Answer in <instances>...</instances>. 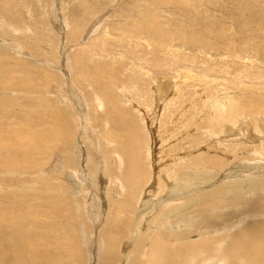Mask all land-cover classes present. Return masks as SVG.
<instances>
[{
  "label": "bare ground",
  "instance_id": "6f19581e",
  "mask_svg": "<svg viewBox=\"0 0 264 264\" xmlns=\"http://www.w3.org/2000/svg\"><path fill=\"white\" fill-rule=\"evenodd\" d=\"M168 1L171 5H168V3H166L167 1L162 2V0H139L137 4L140 2L138 5V12L140 14V18H138L140 20L136 23L137 25L132 24L126 27V31L135 30L138 33L141 32L142 35L151 36L152 38H148L149 40L147 41H155L153 44L159 46H162L165 42L166 36L174 34L177 40L228 51L231 49L230 43L223 45L220 38H214L212 36V31L220 25L221 19H225L226 17L228 19L223 21H230L232 23L236 20L235 18H237L238 15H242V12L248 18L254 19L253 16H255L256 19L264 23V0H261L260 3H254L252 2L253 0H243L245 3L242 4L240 2V4L243 5L240 9L235 6L239 1L235 3V0ZM158 7L170 10L171 18H169L168 21L166 20V27L168 25V29H164L166 31L162 30L163 27L161 26L159 18L156 19L159 13L157 12ZM175 13L182 18L175 17ZM194 25L198 26V29L192 28ZM125 26L122 25V27ZM131 26L136 28L131 29L133 28ZM162 33H165V36L162 35ZM225 38L228 37L226 36ZM168 40L169 38H167V41ZM93 50H91V52H93ZM183 50H185V48ZM81 51L82 50H80V52ZM211 51L213 50L211 49ZM77 53L78 54L72 57L71 61L77 65L80 73H83L82 76L88 79V81L86 79L87 82L92 81L94 83L93 87H95V92L93 91V93H95L96 96L89 95L91 98L94 97L97 99V105L95 104V107L101 109L102 113L104 111L105 117H111L110 119L113 120V124L118 130H126L124 132L126 135L124 134L125 137L121 142L118 141L121 139L120 137H118V140L114 139L117 141L114 145L116 144L121 152L119 156L123 157V160L126 161L125 163L118 157L119 166L126 167L123 176L118 175L119 179L121 178V187L119 183L116 182L123 199H120V201L118 200L119 202L114 201V203L112 202L113 204H111L110 200L113 199H110V196V198L106 197L110 201L106 203V207L109 208V211L104 214L106 215L105 220H100V222L102 221L100 226L92 219L95 225V234L93 235L91 233L90 222L87 221L89 219L87 218V213L89 214L93 211L92 207L94 205L92 206V203L95 200L94 195L96 194L92 185L96 184L94 180L98 178L97 176L100 175L99 177L101 180L102 177L104 178L105 173L103 176L100 173L103 171V168L105 170L104 161H106V159L103 160V155L102 157L97 155L99 152L98 148L100 149V147L93 145L90 139L88 140L91 145V150L87 147L86 138L83 139V141L73 140L71 135V129L73 127L71 117L74 107L79 110L85 108L87 114H90V122L96 123L99 116L97 117L94 115L95 107L91 106V101L89 102L90 99H86L85 106L80 100L81 104L79 105L80 95L79 93H75L74 95H76L78 100L76 101L74 99L75 105H73L72 101H69L71 99L73 100V98L70 97L69 100L60 101L57 106H52L51 112H38V109L42 108V105H38L39 103L36 101L39 100V93H41L39 92L40 88L37 86L39 82L26 84V81L22 80L20 82L21 86L25 88L23 89L20 85L17 87L14 84L16 81L12 79L8 81L10 79L7 77L14 72H19L24 78L28 77L26 74L32 73L30 66L27 67L26 64L20 63H4L5 61L0 60V88H4L1 86L5 83V88H8L6 90H9V92L11 91L12 95L18 90L32 93L25 104H19L15 98L14 101L16 100V102H13L14 104H8L3 109L4 112H2V116H0V122H4V126L0 127V175L6 180V183H8L4 190L0 185V264H119V262H121L120 260H122V258H118V253L121 249L120 242L124 238L123 235L127 234L122 235L118 226L120 223L123 224L126 220L128 221L131 219L126 215L125 217L122 216V213L123 210H128L127 208L130 207L129 203H132L136 199L142 182L147 180L148 176L146 170L141 167L137 156V137L134 134L135 131L133 132V128L135 130V125L130 124L128 118L126 120L127 115H125V118L122 117L125 111H120L116 106V108L113 106L117 103V99H115V103L113 102L114 104L112 105L115 91H111L110 84L116 79L117 74H115V70H113L110 65L99 67L100 64L96 65L92 63L93 65H91L90 62L86 63L79 57V51ZM172 56L171 59H173ZM164 59H167V57ZM143 61L148 64L151 63L150 60ZM157 62L159 66H161L164 61ZM245 76L248 75L245 74ZM155 77L157 80L156 97L161 98L163 94L162 91L168 87V81L163 80L161 82L159 81L160 78L157 79V76ZM217 79L219 78L217 77ZM214 92H216V90H214ZM89 95H86L84 99L88 98ZM123 107L125 106L123 105ZM241 107L244 108L245 105ZM45 108H47V106H45ZM45 108L44 110H46ZM230 108L232 107L230 106L229 109ZM78 109L77 111H79ZM230 113L233 117L234 115H249L253 117V120H255L254 118L258 117V115L264 118L262 114H253L240 107H235L233 111L231 109ZM78 116L82 118L81 115ZM18 117L20 119L17 120L16 118ZM249 121L251 122L252 120ZM82 123L84 124L83 121H81V124ZM84 126L87 125L85 124ZM84 126L81 128L83 129ZM92 126L96 129V133L98 132L99 137H106V139H108L107 133H101L103 132L101 129V132H99V129L95 127L94 124ZM242 126L243 125H241V127ZM253 126H255V124ZM230 127L233 128V126ZM232 128H230L231 132ZM247 129L250 130V128ZM228 130L229 128L226 129V131ZM259 130L260 132H264L263 128ZM226 131L225 133H230V131ZM245 131L247 130L243 132L245 137L243 135L241 137L240 135L241 138L239 137V139H242V142L246 143H244V145L241 143L232 148L244 150L246 148L244 147L245 145L251 147V145L255 144V150L253 149L251 152L248 151L252 153V155L250 153V156L245 155L246 162H239L225 173L217 174L220 169L222 171V168L226 164V161L223 160L224 158H218L215 157V155H205V153L194 158H185L186 160H182L181 158L173 169L176 170L181 168V170H183L182 168L184 167L187 170L178 173L174 181L167 184L166 187L163 185L164 187L162 189L164 195L162 197L158 196V198H155L153 197L154 194H151L153 200H149V198H147L149 196L146 197L144 194L145 197L143 198L145 200L140 206V209L138 207V213H140L142 219L138 214L135 221L134 218H132L133 221L131 220L132 225L129 227L130 236L128 235L130 240H127L125 243V248L128 250H126L127 253H124L123 260L125 262H121V264H264V140H258L259 138L257 137L259 136L254 134V132L258 131L257 129L255 131V128L253 133ZM112 137L114 136L112 135ZM252 142L256 143L252 144ZM100 146L103 150V145L101 144ZM52 149L67 153V165L65 169L62 165H56L54 168L50 167V169L44 170L49 167H47L46 162V160H49L46 159V157ZM108 151L109 150H105L103 152L104 158L108 156ZM149 155L150 154L146 157ZM151 164L153 163L151 162ZM207 166H211L213 169H206L205 167ZM196 167L199 170L196 171ZM108 168L106 169L109 172ZM79 172H81L85 178L82 184L88 188V191L85 189L83 190L81 188L82 185L81 187L79 186V181L77 184L74 181V179H77L76 175ZM5 173H11L13 175L17 173L19 176L15 177L11 176V174L10 176L6 174L8 175L6 176ZM61 177L63 180H60ZM169 177H165V184L168 183ZM91 180H93L94 183H92ZM25 184H28L27 189L25 188ZM103 187L104 186H102V189ZM159 189L152 190L154 193L157 192L158 194ZM142 192L143 191H141L140 194H142ZM102 194L104 195V193ZM157 194H155V196ZM243 196H245V198ZM87 199L90 202H87ZM80 201L84 203H79ZM161 207L163 210L160 209ZM231 208H236L237 210H235L234 213H227L228 209L232 211ZM131 210L130 212L132 213ZM133 210H135V208H133ZM158 210L159 214H157V216L156 214H154L155 217L150 216L151 213L153 214ZM123 214H125V212ZM101 215L103 214L101 213ZM85 217L87 219H85ZM145 217H149V224H153L150 225L151 228L142 230L143 227L141 228L140 221H145L143 219ZM68 220H70V222L66 223ZM242 220L247 221L248 225L243 229L239 228L235 232L234 228L237 229L239 226L238 224L242 223V226L245 225V222ZM96 221L98 220L96 219ZM128 222H130V220ZM125 225H127L125 231H128V224ZM121 227H123V225ZM139 227L141 229H139ZM224 230L226 232H223ZM120 236H123L121 240H119ZM125 238H127V236ZM91 242L94 245V254H89L90 250L88 244ZM87 259L88 261L86 263Z\"/></svg>",
  "mask_w": 264,
  "mask_h": 264
},
{
  "label": "rangeland",
  "instance_id": "374dc122",
  "mask_svg": "<svg viewBox=\"0 0 264 264\" xmlns=\"http://www.w3.org/2000/svg\"><path fill=\"white\" fill-rule=\"evenodd\" d=\"M138 1L139 0H0V60L5 61L4 63L10 64H26V66H30V70H32V73H30L31 75L28 73L26 74L28 77L24 78L19 72H14L7 76L10 80H6L11 81L12 79L13 81H16L14 84L17 87L18 85L21 86L20 81L22 80L26 81V84L38 81L39 83H37L39 85L37 86L40 88L39 92L41 93H39V100L36 101L39 103H37L38 105H42V108L38 109V112H51L52 106L55 107V105L57 106L60 101H64L66 99L69 100L70 97L73 98V100L71 99L69 101H72L73 105H75L74 99L78 101L76 95H74L75 93H79L80 95L78 102L79 105L81 104L80 100L84 105L86 99H90L89 102L91 101V106L95 107L97 105V99L94 98L96 95L93 93V91L95 92V87H93L94 83L92 81L87 82L88 79L86 78V81L85 77L82 76L83 73H80L77 65L71 61L72 57L75 54H78V51L80 54L79 57L84 62H90L91 65H93L92 63H95L96 65L100 64L99 67L110 65V67L115 70V74H117L116 79L113 80L114 82L112 81L110 84L111 91H115V94H113L112 105L115 103V99H117V103L113 106H116L120 111H125L124 114H122V117L125 118V115H127L126 120L128 118L130 124L135 125V130L133 128V132L135 131L134 134L137 137V156L141 167L146 170L148 176V179L142 182L136 199L132 203H129L130 207L127 208L128 210H123V213L125 212V214L122 213V216L125 217L126 215L131 219H129L130 222H128L129 220H126L123 224L120 223L121 225L119 224L118 226L122 235L127 234L123 235V239V236L119 237V240L122 239L120 242L121 246L119 245L121 249L119 247L120 251L118 253V258H122V260H120L121 262H125L123 260L124 253H127L126 250H128L125 248V243L127 240H130L129 227L132 225V218H134L135 221L137 219V215L139 214V217L142 219V216L138 213V211L145 200L143 198L145 197L144 194L146 197L149 196L147 197L149 200H153V197H162L164 195L162 188L173 182L178 173L183 170H187L184 167L182 168L183 170H181V168L176 170L173 169L181 158L182 160H186L185 158H194L196 156L203 155L204 153L205 155H215V157L224 158L223 160L226 161V164L222 168V171L220 169V172H217V174H223L235 164L239 162H246L247 160L245 155H252L250 152L256 148L254 144L256 142H252L254 145H251V147H247L245 145L244 147L246 148L244 150H240V148H234V150L232 148L233 146H238L241 143L243 145L246 143L242 142V139H239L240 135L242 137L244 130L253 133L255 128V131L256 129L258 131L254 132V134L259 136L257 137L259 138L258 140H264V132H260L259 130L261 128L264 129V118L262 116L258 115L259 118L256 117L254 118L255 120H253V117L249 115H234L233 117L230 113L231 109L233 111L235 107H240L253 114L259 113L264 115V23L256 19L255 16H253L254 19L248 18L241 11L242 15H238V19L235 18L236 20L232 23L230 21H223L228 19L226 17L225 19H221L222 21L220 25L212 31V36L214 38H220L223 45L230 43L231 49L228 51H222L214 47H204L195 43L193 44L177 40L175 39L174 34L166 36L169 40L167 41L166 38L162 46H159L157 44H153L155 41H147L149 40L148 38H152L151 36L148 37V35H142L141 32L138 33L135 30L126 31V27L136 24L140 20V14L138 12V5L140 2L137 4ZM162 2L168 3L169 1L162 0ZM240 2L242 4L245 3L243 0H235V3L237 4H235V6L239 7V9L243 6ZM252 2L260 3L261 0H253ZM168 5L171 4L168 3ZM166 9L167 8L164 9L159 7L157 9V12L159 13L156 19L159 18L161 21V26L163 27L162 30L168 29V25L166 27V20L168 21L169 18H171V14L169 12L170 10L167 9L166 11ZM174 15L178 18L181 17L176 13ZM133 16L135 18L137 17V20ZM122 25L127 26L122 27ZM134 28L136 27L131 29ZM192 28L198 29V26L194 25ZM164 34L165 33H162V35ZM226 36L228 38H225ZM123 41L125 45L123 44ZM182 45L185 50L188 51L183 50L184 48ZM191 45L194 46L192 47ZM211 49L215 51L213 52ZM80 50L83 52H80ZM91 50H93V52H91ZM171 56L173 59H171ZM166 57L168 60L164 59ZM143 60H150L151 63H145ZM157 61L164 62L161 66H159ZM245 74L248 76H245ZM155 76H157V79L160 78L159 81L161 82L163 80L168 81V87L162 91L163 94L161 92V98L156 97L157 80ZM217 77L219 79H217ZM207 80H210L211 82H208ZM1 87L4 88H0V116H2V112H4L3 109L8 104H14L13 102H16V100L19 104H25L27 99L30 98L29 96L32 95V93L24 90L15 91L12 95L11 91L9 92V90H6L8 88H5V83ZM21 87L23 88V86ZM214 90H216V92H214ZM89 94L94 97L91 98ZM86 95H89V97L84 99ZM15 98L16 100L14 101ZM118 104H121L122 106ZM123 105L125 107H123ZM242 105H245V107H241ZM45 106H47V108H45ZM230 106L232 108L229 109ZM44 108L46 110H44ZM77 109L78 108L74 107L73 115L71 117V123L73 126L71 129V135L73 140L83 141V139L86 138L87 147L91 150V145L88 140L90 139L93 145L100 147V149L98 148L99 152L97 151L98 154H96L100 157L103 155V160L106 159V161H104L106 171L103 168V173H100L102 176L105 173L104 178L102 177L101 180L99 175L97 176L98 178H95L94 180L96 184H90L93 186L92 188L94 189L96 195H94L95 200L92 203V206L94 205L92 207V213H86L87 218H89L87 221L90 222L89 224L91 225V233L94 235L95 225L93 221L100 226L102 224L101 222L105 220L106 215L104 214L109 211V208L106 207V203L109 201L107 198L110 196L111 198H109L113 199L110 200L111 202L109 201L111 204H113L114 201L119 202L120 199H123L116 182H118L121 187V178L119 179L118 175L123 176L126 167L121 165L119 166L118 157L122 159V161L124 160L123 157L119 156L121 155L120 149L116 144L114 145V143L117 142L116 140H118V137L121 138L118 140L119 142L124 139L126 135L124 132L126 130H118V128L114 126L113 120L110 119L111 117H105L104 111L102 113V110L97 107L94 108V115L97 117L99 116L96 123L90 122V114H87L85 108L81 110L78 109L79 111H77ZM78 115H81L82 118ZM16 119L18 120L20 118L18 117ZM249 120H252L253 122H250ZM81 121H83L84 124H81ZM100 121H103L102 124ZM253 123L255 126H253ZM0 124V127L4 126V122H0ZM85 124L87 126H84ZM93 124L99 129V132L102 130L103 132L101 133H107L108 139H106V137H99L98 132L96 133V129L92 126ZM82 125L85 129L81 128L83 127ZM241 125L243 126L241 127ZM230 126H233V128ZM246 127L250 128V130ZM227 128H229L228 131H230L231 134L226 131ZM230 128H232V132ZM225 131L228 133H225ZM112 135L114 137H112ZM101 144L103 145V150L100 146ZM116 147L118 148L114 149ZM105 150H109V154H107L108 156L104 158L103 152ZM61 152L62 151H57L56 149L49 151L48 155L50 154L49 156L51 157L48 155L46 157V159L49 160H46L47 167H49L44 170H48L50 167L54 168L56 165H62L64 169L66 168L67 153L64 152V154ZM148 154L150 155L146 157ZM124 162L126 163V161ZM151 162L153 164H151ZM106 168L109 169V172ZM205 168L213 169L211 166H207ZM195 170L197 171L199 169L196 167ZM6 174H9L10 176L11 173H5V175ZM11 176L18 177L19 175L16 173L14 175L11 174ZM165 177H169V181L166 184L164 183V180L166 179ZM76 178L79 180L74 179L75 183L77 184L79 181V186L81 187L82 185L81 188L88 191V188L82 184L85 178L81 172L77 173ZM4 180L5 179H3L0 175V185L3 190L8 184L6 183V180ZM60 180H63V178L61 177ZM91 181L94 183L93 180ZM108 182L110 186L108 185ZM102 186H104L103 189ZM27 187L28 184H25L26 189ZM151 188L154 190H158L160 188L158 194L157 192L154 193ZM112 191L115 192L113 193ZM141 191H143L142 194H140ZM102 193H104V195ZM151 194H154L153 197ZM155 194L157 195L155 196ZM243 197L245 198V196ZM88 201L89 200L87 199V202ZM79 203L84 202L80 201ZM133 208H135V210H133ZM160 209L163 210L162 207ZM235 210L237 209L233 208L232 211L228 209L227 213H234ZM101 213L103 215H101ZM154 214L157 216V214H159V210L155 211L153 214L151 213L150 216L155 217ZM38 216L41 217L40 215ZM63 217L67 218L66 216ZM87 218L85 217V219ZM96 219L98 221H96ZM143 219L145 221H140L141 228L143 227L142 230L151 228L150 225L153 223L149 224L150 222H148V220L150 218L145 217ZM100 220L102 221L100 222ZM68 222H70V220L66 223ZM244 222V226L240 223L238 224L239 226L237 229L234 228L235 232L239 228L243 229L248 225L247 221ZM125 224H128V231H125L127 227ZM122 225L123 227H121ZM141 228L139 227V229ZM223 232L226 231L224 230ZM126 236L127 238H125ZM88 248L90 250L89 254H94L95 251L92 242L88 244ZM87 261L88 259L86 260V263ZM121 262H119V264H121Z\"/></svg>",
  "mask_w": 264,
  "mask_h": 264
}]
</instances>
